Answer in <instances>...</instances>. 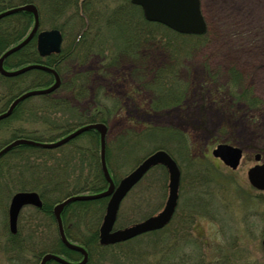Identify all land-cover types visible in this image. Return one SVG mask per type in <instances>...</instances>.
I'll return each mask as SVG.
<instances>
[{
	"label": "rangeland",
	"instance_id": "rangeland-1",
	"mask_svg": "<svg viewBox=\"0 0 264 264\" xmlns=\"http://www.w3.org/2000/svg\"><path fill=\"white\" fill-rule=\"evenodd\" d=\"M93 1L97 2L93 10L98 17L94 24L91 23L85 43L87 41L92 43L93 33L99 28L95 44L98 45L100 52L94 53L85 61L74 60L70 63L72 72H89L90 84L92 82V86L89 87L92 88V92L84 97H74L70 92L62 89L55 96L66 98L70 107L60 104L50 110H44L42 106H38L40 100L36 97L20 101L19 104L25 102L21 106V115L17 119L10 120L5 127L4 125L0 127V138L8 141L9 132L14 127L48 128L53 134H58L68 124L72 127L82 124L78 121V114L86 111L89 114L90 109L97 102L103 101L107 107H111L116 98H123L124 107L119 109L114 106L113 113L107 120L108 135L111 136L109 140L114 139L119 130L128 126L175 127L188 138L191 154L197 158L196 165L201 164L202 170L208 173V180L200 178L194 180L186 172L184 178L181 175L176 216L166 229L167 237L164 238L166 239L164 242H177L183 254L179 256V252L176 254L173 251L172 256L169 257L171 260L166 256L162 264L176 263L181 259L191 264H199V262L201 264H264V253L261 247V238L264 236V191L253 188L246 175L247 169L255 163L253 159L255 153H259L264 161V109L259 112L250 110L246 101L239 96V93L249 89L263 101L264 107V0H200L201 12L206 22L205 33L180 36L166 31L157 34V38L162 41L153 46L151 44V48H147L146 59L142 56L137 59L138 66H143V70L138 75H131L133 59L129 56H121L115 63L107 65L104 70L100 67L103 55L106 56L109 51H113L114 56L123 48L122 42L119 45L116 44L119 43L116 33L119 30L116 31L115 28L106 24V18L111 8L117 10V6L126 1ZM128 2L130 3L129 0ZM252 12L256 14L253 15ZM70 15L71 9L59 19H68ZM42 16L45 22L41 28H51L43 11ZM76 32L77 29L74 36L66 33L67 41L72 37L75 39ZM103 32L104 36H102ZM153 42L151 40V43ZM149 43L144 41L142 48ZM86 46L88 45L84 44V47ZM14 54L15 52L7 57ZM164 61L177 63L179 78L190 81L191 88L179 106L154 112L148 108L152 91L135 85L141 83L139 81L141 79L147 81L150 71ZM30 71L17 76L22 77ZM211 76L215 78L217 85L218 83L222 87L230 85L231 93L226 89H222V92L212 91L213 84L210 83L214 81L205 83L213 80ZM238 78H241L239 85L237 82L234 83ZM97 86L103 87L98 95L95 93ZM10 115L4 119L9 118ZM144 135L138 137V140L141 143L140 146L147 148L146 150L137 152L135 157L133 156L134 159L128 163H122V159L116 165L110 162L117 180L148 155L154 149L151 146L160 142L167 143V138L163 141L159 135L154 137ZM78 136L73 139L77 140ZM58 137L60 136H56ZM81 141L83 139L79 137L78 142ZM221 142L243 149L244 157L236 169L226 167L211 155V149ZM108 144L110 147L112 141ZM63 146L50 149L52 151L45 157L48 170L54 169L57 172L67 169L69 173L72 171L70 167L73 168L74 162L69 157L70 164L67 166L64 155L66 148ZM174 156L178 161H182L177 154ZM183 160L187 162L186 157ZM3 163L9 166L19 164V167H22L20 166L22 160L19 158L5 159ZM83 166L85 173L87 167L84 164ZM75 172H78V168ZM3 176H0V264H11L8 260L9 253L4 250L8 242H20L25 246V251L21 254L26 256L29 262L38 264L39 259L36 261L33 256L39 252L40 247L44 246V242L45 245L51 243L56 233V224L45 214L25 206L17 221L18 236L14 240L9 239L7 210L10 197L19 186L11 190L10 178L7 180L8 175L6 178ZM17 177L15 176V179ZM192 180L193 183H190ZM167 182V174L161 169L148 171L122 200L116 227L129 225L160 211L167 197ZM67 184L68 188H72L77 182L74 178H68ZM196 187L200 191L208 190L202 194L208 201L209 207L196 206L197 203L190 206L189 201L192 200L203 204L196 197V191L191 190ZM98 200H102L103 206L102 212L96 214L100 224L107 197ZM188 203L189 207H186ZM182 235L184 240L180 239ZM127 244L133 245L138 242ZM136 247L139 249L138 246ZM122 248L125 249V246L123 245ZM119 249L117 246L110 247L107 251L110 258H107L104 264H122L123 258L120 256L122 252ZM49 253L71 262L80 260L71 259L72 255L69 257L64 253ZM157 256L150 255L147 258L153 262L155 258L158 259ZM52 261L61 264L54 259L47 260L45 264Z\"/></svg>",
	"mask_w": 264,
	"mask_h": 264
},
{
	"label": "trees",
	"instance_id": "trees-1",
	"mask_svg": "<svg viewBox=\"0 0 264 264\" xmlns=\"http://www.w3.org/2000/svg\"><path fill=\"white\" fill-rule=\"evenodd\" d=\"M125 1L126 2L117 6V10H115V8L112 10L111 8V12L106 18V24L115 28L116 31L119 30L116 32L119 37V43L116 44L119 45L122 42L123 48H121L114 56L113 51H109L106 56H103L106 62L105 65L115 63V61L119 60L121 56H129L130 59H133L131 75H138V73L143 70V66H138L137 59H139L140 56L146 59L147 48H151V44L153 46L157 42L162 41L157 38L156 35L162 34V32L165 33L166 31H173L159 23L145 21L140 9L129 3L128 0ZM27 2H32L37 6L40 26L45 22L42 16L43 11L47 23L51 27L58 28L61 31L64 43L58 54H51L42 58L37 53L35 39L33 38L20 50L15 52L14 55L5 58L3 60V66L5 69H13L14 67L23 64L38 62L54 68L60 76V85L56 90L49 94L36 96V98L40 100L38 106H42L44 110L54 109L60 104L65 107L66 105L69 106L70 103L66 101V98L56 97L55 94L62 89L70 92L74 97H84V95L92 92V88L89 87L92 86V82L90 84L89 79L90 74L80 73L79 71L72 72L70 63L74 60H77L78 62H81L80 60L85 61L94 53L100 52L97 47L98 45L95 44V41L97 40L96 37H98L99 34V28L93 33L94 38L92 39V43H89L88 41L85 43L89 27L92 22L93 24L96 22L98 17L93 10V6H95V3L97 2L93 0H0V11ZM70 9V17L68 19L60 20L59 18ZM32 24V14L28 11L22 10L0 19V55L10 46L20 42L28 34ZM76 29L77 32L75 39L72 37L73 40L70 39L67 41L66 33L69 34V36H74ZM177 34L178 33L175 35ZM178 35L187 36L184 34ZM102 36H104V32ZM169 39L170 38L168 37V40ZM151 40L154 42L151 43ZM140 41H142L141 44ZM144 41H149L150 43L142 48ZM84 44H87L88 46L84 47ZM149 74L150 77H148L147 81H142L141 79L139 80L141 83L139 82V84L135 86L138 87V85H140L142 88L152 91V98H149L150 101L148 103V108L155 112H160L166 108L180 105L191 88L190 81L179 78V67L177 63L172 64L164 61L157 65L153 71H150ZM212 78L213 80L205 82L206 84H209L211 81H214L210 83L213 84L212 91L222 92V89H226L227 92L229 91V93H231L230 85L222 87L219 83L218 85L215 84V78L211 76V79ZM53 80L54 76L52 73L39 69L31 70L22 77H5L0 74V111L6 109L15 96L23 90L28 88H40L41 86L47 87L52 84ZM240 80L241 78H238L234 83L237 82V85H239ZM101 90H103L102 87L98 86L97 90H95L96 95H98ZM239 96L246 101L247 107L250 110L259 112L261 109H264L263 101L255 96L251 90L247 89L246 92L239 93ZM122 99L123 98H116L111 107H107L103 101H99L90 109L91 112L89 114H87V111L79 113L78 121L82 123L97 121L107 123L108 118L113 113L114 106L120 109L124 107V101ZM72 100H74L73 97ZM24 103L25 102L17 104L10 117L0 121V127L3 125L5 127L10 120L17 119L21 115V106H23ZM133 103L134 102H132V104ZM72 128L73 127L68 124L62 132L53 134L48 128L33 129V127H14L9 132L8 137L9 140L17 137H24L37 141H50L54 140L56 136L70 131ZM108 134L109 130L107 129L105 160L108 170L115 182H117V177L112 172L111 163L116 165L120 162V159L123 160L122 163H128L134 159L137 152L146 150L147 148L144 149L140 146L141 143L138 140V137L143 134H145L144 136L146 137L159 135L163 138V141L167 138V143L160 142L151 147H154L153 150L163 148L172 156L177 154L181 157L182 161H178L177 157L174 156L180 166L183 178L185 177L186 172V174L190 175L194 180L199 178L208 180L207 171L202 170L201 164L196 165L197 158L191 154V149L188 146V138L175 127L146 126L143 128H135L128 126L125 127V129L122 128L119 130L117 135L115 134V138L111 140H109L111 136ZM79 137H81L83 141L78 142ZM75 139L69 141L63 146V148H66L64 155L67 159L65 162L67 163V166L70 164L68 160L69 157H71L74 162L73 168L70 167L72 169L70 173L69 170L66 171L67 169L57 172L54 169L48 170L47 165H45V157L52 150L43 149L33 145H17L0 158V176L4 175L6 178V175H8L7 180L10 178L9 184L11 190L15 189V186H19L16 187L17 190H36L41 196L43 204L39 209H32L45 214L53 222L55 221L52 215V206L61 198L75 192H98L107 186V182L101 170L98 133L94 130H89L78 136L77 140ZM109 141H112L110 147L108 144ZM5 142H7L5 139L0 138V147ZM185 157L187 158V162L183 160ZM18 158L22 160V163L20 164L22 167H19V164L18 166H9L3 163L5 159ZM83 164L87 167L85 173L83 172ZM77 168L78 172H75ZM158 168L165 172V169L162 166H156L152 168L151 171ZM15 176H18L17 179H15ZM68 178H74L77 184L72 188H68ZM190 183H193V180L190 181ZM191 190L196 191V197L200 199L203 204H199L195 200H192L189 201L190 206L197 203V205L195 204L196 206L201 205L203 207H209L208 201H206L205 196L202 194L204 191L208 192V190L204 189L200 191L197 187L192 188ZM197 193L199 195H197ZM62 195L64 196L62 197ZM101 201L102 200L76 201L65 206L61 214L66 237L86 248L88 253L86 264H104L106 259L110 258L107 251L112 246L120 248L119 251L122 252L120 256L123 258L122 264H162L165 261L166 256L167 258L172 256L173 251L176 254L179 252V256L180 254H183L181 253V250H179L177 242H164L166 240H164V238L167 237L165 234L168 226L161 230L140 235L123 243L100 246L98 244L99 217L96 218V214L98 212L100 213V211L102 212L103 206ZM189 203L186 207H189ZM117 221H119V218H117ZM17 236L18 232L15 235L8 232V237L11 240H14ZM181 238H183V235L180 239ZM182 240H184V238ZM132 242H138V244H127ZM43 244L44 246L40 247L39 252L33 256L36 261L40 258L41 254L46 251L59 254L64 253L67 256L72 255V257L69 256L71 259H81L80 252L67 249L61 243L57 228L51 243L45 245L44 242ZM123 245L125 246V249L122 248ZM136 246H138L139 249ZM24 248L25 246L20 242H8L4 250L9 253L8 260L11 264H34V262H29L30 260L21 254L22 251H25ZM100 250L102 252H100ZM150 255H153L154 257L155 255H158V259L155 258L152 262L147 258ZM47 264L59 263L52 261ZM168 264L191 263L187 260L181 259L179 262H170ZM199 264L201 263L199 262Z\"/></svg>",
	"mask_w": 264,
	"mask_h": 264
},
{
	"label": "water",
	"instance_id": "water-1",
	"mask_svg": "<svg viewBox=\"0 0 264 264\" xmlns=\"http://www.w3.org/2000/svg\"><path fill=\"white\" fill-rule=\"evenodd\" d=\"M131 2L141 7L143 15L147 20L163 23L178 32L200 34L204 33L206 30V22L200 9V0H131ZM21 10L28 11L33 14V27L22 41L6 49L0 55V73L4 76L12 77L31 69H42L53 73L55 80L49 87L30 89L19 94L14 98L8 108L0 113V120L9 116L13 108L20 101L30 96L47 94L56 89L59 85V77L54 69L40 63H29L13 70L4 69L3 60L11 53H14L18 49L22 48L34 34L36 36L35 40L37 52L40 56H46L52 52L60 51L62 36L58 29L51 28L37 31L39 24L38 12L33 3H26L5 9L0 12V18ZM90 129H94L99 133L101 170L104 178L108 182V186L106 189L97 193L69 195L63 200L57 202L52 209L61 241L66 247L80 251L83 254V258L79 262H71L53 253H45L41 257L39 264H44L50 259H54L61 264H84L86 262L87 254L84 248L68 241L62 228L61 212L65 205L73 201L94 200L108 197L98 230L100 244L121 242L143 232L159 229L170 220L175 210L180 176L175 160L165 150L157 149L145 156L132 170L120 178L115 184L109 175L105 163L104 153L106 126L102 122L80 125L63 137L50 142H39L27 138H16L0 148V156L18 144H29L43 148H55ZM212 155L220 158L225 165L234 169L239 163L242 150L241 148L231 144L218 143L212 149ZM254 158L255 160H259V154H255ZM157 164L164 166L168 174V194L163 208L158 213L150 215L141 221L135 222L134 224L113 229L121 200L132 188V186H134L151 167ZM247 177L252 186L257 189L264 190V163H256L251 166L247 171ZM28 204L35 207H41L42 201L37 192L30 190L17 191L11 196L8 206V227L11 233L16 232L17 217L20 209L24 205ZM261 245L264 251V237L261 240Z\"/></svg>",
	"mask_w": 264,
	"mask_h": 264
},
{
	"label": "bare ground",
	"instance_id": "bare-ground-1",
	"mask_svg": "<svg viewBox=\"0 0 264 264\" xmlns=\"http://www.w3.org/2000/svg\"><path fill=\"white\" fill-rule=\"evenodd\" d=\"M252 14H253V15H255V14H256V12H255V13H254V12H252Z\"/></svg>",
	"mask_w": 264,
	"mask_h": 264
}]
</instances>
